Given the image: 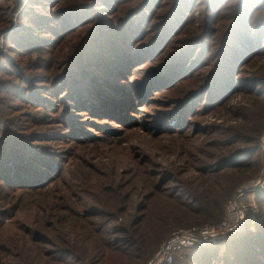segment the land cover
I'll use <instances>...</instances> for the list:
<instances>
[{
  "label": "trees",
  "instance_id": "trees-1",
  "mask_svg": "<svg viewBox=\"0 0 264 264\" xmlns=\"http://www.w3.org/2000/svg\"><path fill=\"white\" fill-rule=\"evenodd\" d=\"M1 36L0 264H147L258 173L264 0H0ZM256 202L175 264H264Z\"/></svg>",
  "mask_w": 264,
  "mask_h": 264
},
{
  "label": "built area",
  "instance_id": "built-area-1",
  "mask_svg": "<svg viewBox=\"0 0 264 264\" xmlns=\"http://www.w3.org/2000/svg\"><path fill=\"white\" fill-rule=\"evenodd\" d=\"M264 152V133L261 136ZM264 190V164L258 176L239 185L227 203L225 216L217 223L183 227L173 231L159 246L148 264H175L176 255L186 248L204 247L241 230L250 212H259L257 192Z\"/></svg>",
  "mask_w": 264,
  "mask_h": 264
},
{
  "label": "rangeland",
  "instance_id": "rangeland-1",
  "mask_svg": "<svg viewBox=\"0 0 264 264\" xmlns=\"http://www.w3.org/2000/svg\"><path fill=\"white\" fill-rule=\"evenodd\" d=\"M20 11H22V8L20 9ZM17 25H18V21H17V19H13V25H12V26H13V27H16ZM3 42H4V40H3V37L1 36L0 51L3 50ZM5 78H7V77L5 76ZM239 99H241V97H240V96H237V97L233 98L231 101H232V103H236ZM150 111H152V107L147 108V112H150ZM204 119H205V118H204ZM206 119H207V120H206L204 126H206L208 123L213 122V121H218V122L220 121L219 118H217V116H213V115L206 117ZM202 120H203V119H202ZM231 122H232V123H235L236 120H232ZM263 164H264V152H262L261 163H260V167H259L258 173H257L256 175H254V176H252V177L246 179V180H249V179H252V178L258 176L259 173H260V171H261V168H262ZM246 180H244L243 182H245ZM243 182H241L240 185H241ZM257 205H258V203H257ZM258 208H259V206H258ZM147 264H148V263H147Z\"/></svg>",
  "mask_w": 264,
  "mask_h": 264
}]
</instances>
